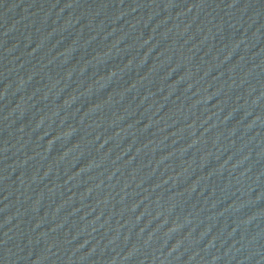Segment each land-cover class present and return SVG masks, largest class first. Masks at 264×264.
Wrapping results in <instances>:
<instances>
[{
  "label": "water",
  "instance_id": "obj_1",
  "mask_svg": "<svg viewBox=\"0 0 264 264\" xmlns=\"http://www.w3.org/2000/svg\"><path fill=\"white\" fill-rule=\"evenodd\" d=\"M0 264H264V0H0Z\"/></svg>",
  "mask_w": 264,
  "mask_h": 264
}]
</instances>
